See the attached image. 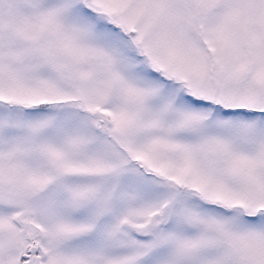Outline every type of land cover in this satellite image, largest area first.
<instances>
[{"label": "snow or ice", "instance_id": "snow-or-ice-1", "mask_svg": "<svg viewBox=\"0 0 264 264\" xmlns=\"http://www.w3.org/2000/svg\"><path fill=\"white\" fill-rule=\"evenodd\" d=\"M0 264H264V0H0Z\"/></svg>", "mask_w": 264, "mask_h": 264}]
</instances>
